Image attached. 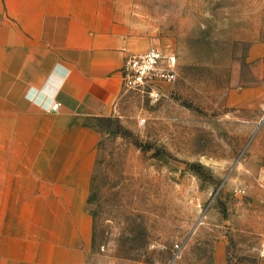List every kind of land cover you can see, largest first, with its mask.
Masks as SVG:
<instances>
[{
  "label": "rangeland",
  "instance_id": "374dc122",
  "mask_svg": "<svg viewBox=\"0 0 264 264\" xmlns=\"http://www.w3.org/2000/svg\"><path fill=\"white\" fill-rule=\"evenodd\" d=\"M132 15L177 77L91 119L88 264H219V249L264 264V0H134Z\"/></svg>",
  "mask_w": 264,
  "mask_h": 264
},
{
  "label": "crops",
  "instance_id": "0c3cea01",
  "mask_svg": "<svg viewBox=\"0 0 264 264\" xmlns=\"http://www.w3.org/2000/svg\"><path fill=\"white\" fill-rule=\"evenodd\" d=\"M133 3L0 0V264H88L99 132L84 121L118 112L125 61L151 46Z\"/></svg>",
  "mask_w": 264,
  "mask_h": 264
},
{
  "label": "built area",
  "instance_id": "2783aa9c",
  "mask_svg": "<svg viewBox=\"0 0 264 264\" xmlns=\"http://www.w3.org/2000/svg\"><path fill=\"white\" fill-rule=\"evenodd\" d=\"M177 77V57L156 46L130 54L122 68V82L126 89L141 91L152 102L167 97ZM60 103L53 101L47 108L57 111ZM145 118L140 120L144 123Z\"/></svg>",
  "mask_w": 264,
  "mask_h": 264
},
{
  "label": "trees",
  "instance_id": "16d2710c",
  "mask_svg": "<svg viewBox=\"0 0 264 264\" xmlns=\"http://www.w3.org/2000/svg\"><path fill=\"white\" fill-rule=\"evenodd\" d=\"M99 118H104V117H88L85 119L84 121V124L88 125V126H91V127H94L92 124H91V119H99ZM109 118V117H108ZM89 197V196H88Z\"/></svg>",
  "mask_w": 264,
  "mask_h": 264
},
{
  "label": "water",
  "instance_id": "95a60500",
  "mask_svg": "<svg viewBox=\"0 0 264 264\" xmlns=\"http://www.w3.org/2000/svg\"><path fill=\"white\" fill-rule=\"evenodd\" d=\"M198 222V221H197Z\"/></svg>",
  "mask_w": 264,
  "mask_h": 264
}]
</instances>
